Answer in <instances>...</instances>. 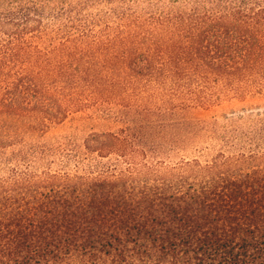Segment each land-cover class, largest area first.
<instances>
[{"label": "trees", "instance_id": "trees-1", "mask_svg": "<svg viewBox=\"0 0 264 264\" xmlns=\"http://www.w3.org/2000/svg\"><path fill=\"white\" fill-rule=\"evenodd\" d=\"M88 1L0 0V264H264V113L171 161L264 92V0H99L123 9L103 28ZM103 99L140 123L47 138Z\"/></svg>", "mask_w": 264, "mask_h": 264}, {"label": "rangeland", "instance_id": "rangeland-1", "mask_svg": "<svg viewBox=\"0 0 264 264\" xmlns=\"http://www.w3.org/2000/svg\"><path fill=\"white\" fill-rule=\"evenodd\" d=\"M78 8L80 9L77 10V12H80V17H77L78 19H82L86 24H95L101 28L105 25L112 24L114 21L110 12L113 10H119L118 12H121L123 10L118 2L106 4L99 0H89L87 4H83ZM41 36L50 38L52 34L46 32L37 37ZM154 105L153 103H148V106ZM135 108H130L124 104H117L113 100L103 99L99 102L89 100L83 103L80 109L70 112L61 125L56 126L48 133L47 138L51 142L65 143L70 149L72 147L80 148L82 140L92 131L115 132L126 126V120H130L132 122L130 126L134 128V124H139L141 120L136 115ZM261 113H264V92L262 94L248 93L241 100H225L213 106L208 111L200 112V115H196V117L200 119L202 124H205L209 129L213 130L216 135L211 137V139H201L198 147L189 148L187 153H172L171 161L176 162L183 156H197L198 152L202 149L204 150L205 147H212V149L218 148L217 145L220 142L219 137L227 132L232 136L249 134L258 126L257 122L259 119L257 118H261V116L255 117L254 115ZM249 115H252L251 119L248 118ZM239 116L244 117V119L233 122L235 125L230 127L231 122L227 119H237ZM179 117L182 119L184 114L180 112ZM235 129L237 130L236 132H231Z\"/></svg>", "mask_w": 264, "mask_h": 264}]
</instances>
